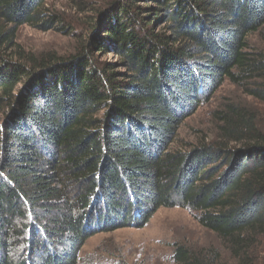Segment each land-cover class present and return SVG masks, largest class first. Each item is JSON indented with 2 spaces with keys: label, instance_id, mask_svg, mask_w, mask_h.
<instances>
[{
  "label": "trees",
  "instance_id": "16d2710c",
  "mask_svg": "<svg viewBox=\"0 0 264 264\" xmlns=\"http://www.w3.org/2000/svg\"><path fill=\"white\" fill-rule=\"evenodd\" d=\"M47 1L0 0V264H77L88 224L107 233L174 207L237 264H257L264 132L256 113L227 104L212 113L215 140L190 151L171 144L226 82L264 105V53L248 45L264 29V0H121L67 57L16 43L23 26L66 32ZM109 53L116 62L100 60ZM93 200L103 208L89 223ZM27 230L44 239L34 243L44 255L10 257ZM172 260L213 263L180 246Z\"/></svg>",
  "mask_w": 264,
  "mask_h": 264
},
{
  "label": "rangeland",
  "instance_id": "374dc122",
  "mask_svg": "<svg viewBox=\"0 0 264 264\" xmlns=\"http://www.w3.org/2000/svg\"><path fill=\"white\" fill-rule=\"evenodd\" d=\"M120 1L48 0L45 10L58 16L56 24L67 27L66 32L41 31L35 27L23 26L17 32L16 43L24 52H55L62 57L70 56L78 47L80 36L87 38L94 32H100L104 17L111 12L115 2ZM98 11L104 13L102 18H99ZM248 45L253 52L264 53V29L251 35ZM101 56L99 58L103 62L117 61L112 53ZM227 104L255 112L258 117L257 125L264 132V105L247 96L241 87L226 82L210 101L203 102L181 124L171 144V150L190 151L200 142L215 140L216 127L212 113L221 111ZM2 119L3 115L0 114V123ZM92 204L89 223L95 217L96 210L103 208L99 200H93ZM88 225L84 229L91 236L82 247L77 264H174L172 257L177 246L200 252L210 258L212 264H237L218 237L201 227L189 210L180 207L158 210L145 225L139 226L136 221L122 229L115 230L114 226L110 227L111 231L107 233L103 231L104 226H90L94 230L89 233ZM26 234L22 241H16L10 257L28 261L44 255L43 246L38 250L34 249L35 241L39 240L47 246L41 235L30 230ZM30 235H34L35 240ZM254 256L257 264H264L263 247L255 249Z\"/></svg>",
  "mask_w": 264,
  "mask_h": 264
}]
</instances>
